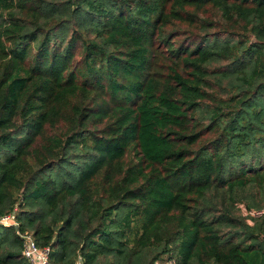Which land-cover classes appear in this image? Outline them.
Instances as JSON below:
<instances>
[{"label":"trees","instance_id":"trees-1","mask_svg":"<svg viewBox=\"0 0 264 264\" xmlns=\"http://www.w3.org/2000/svg\"><path fill=\"white\" fill-rule=\"evenodd\" d=\"M0 264H264V0H0Z\"/></svg>","mask_w":264,"mask_h":264},{"label":"built area","instance_id":"built-area-1","mask_svg":"<svg viewBox=\"0 0 264 264\" xmlns=\"http://www.w3.org/2000/svg\"><path fill=\"white\" fill-rule=\"evenodd\" d=\"M0 223H11L17 226L11 215L0 217ZM23 239L22 254L29 260L31 264H50L48 261L49 247L40 248L35 243V240L29 231H24L21 234Z\"/></svg>","mask_w":264,"mask_h":264},{"label":"rangeland","instance_id":"rangeland-1","mask_svg":"<svg viewBox=\"0 0 264 264\" xmlns=\"http://www.w3.org/2000/svg\"><path fill=\"white\" fill-rule=\"evenodd\" d=\"M157 264H172V262L164 258L161 261H159Z\"/></svg>","mask_w":264,"mask_h":264}]
</instances>
